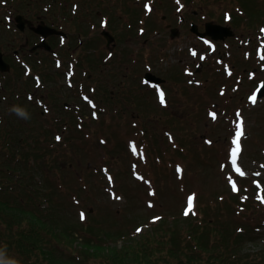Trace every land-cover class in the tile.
I'll return each instance as SVG.
<instances>
[{
	"label": "rangeland",
	"instance_id": "obj_1",
	"mask_svg": "<svg viewBox=\"0 0 264 264\" xmlns=\"http://www.w3.org/2000/svg\"><path fill=\"white\" fill-rule=\"evenodd\" d=\"M72 1L0 0V49L9 53L7 61L12 66L15 65L14 68H17V70L12 72L16 78L9 80L6 79V76H1L0 89L4 82H12L13 84H9V86L12 89H18L16 93H20H18L19 95H13L11 92L1 93V114H11L9 109L15 104L27 108L31 114L30 120L20 119L15 114L12 115L18 121L24 122L22 128L25 137L29 135L38 138L41 144L37 146L38 151L47 152L49 144L55 143V154L48 153L49 158L51 156L57 158L59 149L70 153L67 164L72 163L71 169H61V165L58 163L59 168H55L54 172L51 173L48 171L49 180L52 181L51 187L55 193L54 198L49 199L50 202H54L51 214L55 220L60 218L71 227L72 225L82 224L83 222L81 221L87 216V226L91 224L103 228L109 233H115L119 229H124L126 235L119 238L122 240L119 244L115 243V240L106 239L104 234L100 233L104 246L122 248L124 245L139 240L141 235L154 229L156 225L149 226L140 234L136 235L133 233V229L136 230L137 226H142L145 222L146 215L150 216L151 214H145V204L140 197L136 211L127 215L128 210L123 208L125 200L123 198L118 199V195L120 194L114 195L115 185L123 190L121 183L124 184L125 189L134 197L146 195L155 187L160 201L155 206L153 212L156 216L159 215L164 219L174 216L180 217L183 210L188 208L184 199L188 191L187 183H189V192L192 190L197 193L195 197L198 199V207L200 206L199 200L201 198V200H204L203 206L209 204L212 210L216 204L215 196L219 193H227V191L222 190L227 185V182L232 184L231 188L233 190V184L236 189L237 184L239 187L242 184L241 180H249L253 183V171L259 169V166H253V129L248 130L245 133L247 135L245 136V140L240 142L241 150H245V152L242 153V156L240 155L239 160L235 161V163H233L232 155L235 150L231 149L230 136L231 130L235 126L237 128V125L241 121L243 125L248 126V129L250 128L252 121L249 119L253 116V112L264 111V101L258 105L255 104L256 101L253 103L251 99L256 82L264 80V71L262 69L264 67V59H261V56H264V31H261L264 21L257 18L253 19V16H246L244 11H241L242 6L239 0H183L186 6L181 12L183 18H193V14L200 11V16L205 18V21H213L221 25L227 24L236 28V34L233 39L219 43V48L222 51L231 52L229 61L237 65V70L234 69L235 75L229 76L231 67H225V75L223 70L221 75L218 73L209 75L212 79H222L225 81L224 83H232L226 88L225 93H222V89L218 85L219 83H212L209 87L203 85L197 87L187 86V84L189 85V79H193V76L185 77L183 75L185 67L172 62V58H180L181 53L179 50L188 42L190 34L186 30L181 41L170 43L168 38L170 31L167 29L168 25L171 28L179 27V17L174 14L176 11L182 9L183 5L181 3L177 8L167 10L164 6L168 4L162 5L160 0H156L153 5H149L153 6L151 8H154L156 13L159 12V14L151 13L150 16H145L144 14V11L148 10L145 9V6L147 2H150L149 0H140V3H137L135 0H121L128 6V15L125 19L133 20L136 18L139 21L141 19L150 20L152 17L155 18L157 27L146 28L145 34L125 39L119 37L114 46L115 48H113L115 49L114 51L105 49L102 52H97L96 47L94 49L91 47V39L94 38L92 44L97 46L98 43L101 48H105V43L99 42L102 30L99 20L94 26L96 30L95 36L88 37L84 35L81 40L78 39V48L81 50V53L74 55V49L72 48L75 47L76 40L70 39L68 41L65 50L68 48L72 50L64 52V48L61 49L58 61L56 62L57 68L54 65L50 69L51 62H55V60L49 57L48 52L41 51L30 58L29 56H32L31 52L27 51L25 54L27 73L25 75V69L20 67L16 62L15 56L19 53L18 50L22 44L30 47L26 42L27 39L31 38V32L29 30L25 33L19 32L16 28V17L24 15L27 18H31L38 11L39 14L44 15L49 13L52 16L54 14L55 18H57L65 13L66 8H68V5ZM82 1H84V6L81 8V13L86 16L99 15L100 12L88 14V8L95 1L99 0ZM102 1L104 4H114L111 8V13L120 14L122 12L121 8L116 7H120V4H122L120 0ZM168 1L173 3L174 0ZM173 6L175 7L176 4L173 3ZM247 6L253 7V0L247 3ZM97 9L100 11L101 7L97 6ZM249 13H253V9ZM255 13L254 16H264V0H256ZM234 14L237 15L234 16ZM6 16H8L10 23L6 21ZM94 18H90L92 23ZM230 20L231 22L229 23ZM239 20L243 24L239 26L234 24V22ZM163 21H166L165 24H167L160 26V23L164 24L162 23ZM73 24L74 21L70 26H61L60 28L70 35ZM124 25L128 30L129 24ZM157 30H161L163 33L156 34ZM248 38H250V41H247ZM120 42H126L127 44L124 43L123 47H120ZM226 42L227 44H225ZM50 43L55 46L54 51H59L56 47V39L50 41ZM196 47H199L198 43ZM258 49L261 54L258 53ZM108 53L114 56L110 60H114V58L117 60V63L114 65V73L117 74L118 78H106L105 75L100 76L101 71H104L103 67H91L97 59L107 57ZM64 56H66L65 61L63 60ZM80 57L83 59L82 62H78ZM70 61L75 62L77 71L71 68L68 69V67H74L72 63L68 65ZM163 62L166 67L159 66ZM244 63H248V66L245 67ZM169 64L174 67H168ZM217 68L210 67L214 71ZM244 68H247L248 71H253L254 74H249L240 85L236 80L245 74ZM148 70H152L167 78L168 81L165 84V86L169 87L167 106H162L157 100L153 105L139 100L137 106L148 107L147 114L156 115L145 117L141 120L137 119L138 117L129 111H122V119L119 114L111 113L103 121L104 125L100 128L101 133L96 132L93 128L85 127V131L81 135L83 140L79 141L78 147L77 137L74 135L76 132H73L71 127V122L74 121V128H81L78 120H76L77 118L73 117L75 112L74 104L82 107L88 97L92 96L96 99L101 110H106L107 112L113 107L111 105H116L120 108V103H122L123 107L125 106L124 102L131 103L126 98L134 92L143 95L142 98L151 99L152 96H148L150 93L144 88L147 86L144 85L142 79L144 72ZM53 71L57 72L53 73ZM248 71L246 72L247 74ZM177 72H180L181 77L177 76ZM35 75H40L41 86H38L37 80L36 82L31 80V77ZM98 76H100L98 78L99 82L95 84L93 79H96ZM18 79L26 82L23 83V88H20L19 84L15 82ZM61 83H65V86L61 85ZM83 88L85 90L82 92V99L73 101V97H78ZM112 91H116L118 94H115L114 98L105 99V95H109ZM150 92L154 94L153 90ZM223 95L224 97H221ZM29 96L30 98L28 99ZM242 96H247V99L240 98ZM247 101L249 102V106ZM68 103L70 106H67ZM43 105H46L49 112L47 110L43 111ZM255 105L258 106L253 108ZM63 107H65V110L62 111ZM69 107L70 109H68ZM131 109H133L132 106L129 110ZM241 109H243L242 113ZM165 110L175 115L178 121L172 119L173 124H170L166 117L159 124L160 115L157 114ZM238 113L239 115H237ZM144 114L145 110L139 109L137 111L138 116H143ZM212 114H215V118H213ZM53 118H56V123ZM157 119L159 120L157 121ZM25 122L28 124L26 125ZM136 123H138V126L143 131V134L139 132L140 137H137L136 131L130 129ZM55 132L56 136L54 135ZM88 136L89 138H87ZM57 137H60V139L58 140ZM135 139L141 143H145L147 148L145 154L140 147L137 148L138 152L135 154V158L129 152H121L119 149H114L115 147L121 148L119 146L121 143H129ZM172 140L175 142L174 145L177 146L176 149L171 144ZM206 140L212 146L209 147L203 142ZM100 142L106 144L113 151L107 156L98 155L101 150L97 151L96 148L103 145ZM225 152L229 153L228 170L232 169L234 171L235 167L239 168V173H244V175L238 174L242 178L241 180H237L235 175L229 174L228 170L224 171V169H220V164L226 160L224 156ZM46 168L45 171L48 170ZM176 168H178V171L175 173ZM139 169L142 173L138 172ZM182 170H185L183 180ZM135 173L141 175L139 177L141 178V183L133 179L132 176ZM109 177H111V182L109 181ZM36 183L45 189L46 194H49L44 178L37 177ZM195 184L197 185L194 187ZM244 188L250 192V189ZM193 206L194 203L191 209H193ZM42 209L46 211V202H43ZM206 210L207 208L204 207L202 214L195 219L198 221L205 220L207 228H210L209 224L214 221L215 216L211 210L209 216H207L206 212H204ZM261 212L262 210L256 208L254 217H257ZM82 216L83 219L81 218ZM251 217H253V209L248 219H251ZM21 218L20 216L19 220ZM127 218L133 219L134 225H132V221H127ZM220 219V222H222L223 217H220ZM254 220L253 225L261 223V227L264 229V224L260 218ZM1 221L0 241L3 239V242H7L10 246L11 241L18 240L19 222L17 216H3ZM5 221L7 222L6 224L3 223ZM178 221H168V223L180 225L181 228L183 224L188 226L187 223H178ZM244 221L247 222L246 219ZM63 222L61 224H64ZM241 225L243 223L239 220L238 226ZM187 226L185 227L186 229H188ZM88 231V229L81 227L76 229V237L79 238V242L86 244L90 240L93 242L97 241L94 238L95 235L87 233ZM62 232L60 229L58 234ZM85 237L89 241H85ZM212 237L216 238L220 236L219 234H212ZM30 244L31 248L35 247L34 242ZM53 248L57 249V258L60 259L61 257L59 256L65 247L56 244L50 247L49 250ZM73 249L80 251L81 245L75 244ZM32 250L33 254L30 252V256L33 261L42 259V264H49L48 256L41 257L40 251L37 248H33ZM243 252L249 254L246 256L253 261L252 264H264V246L258 241L244 243ZM76 257L77 260L82 259L80 255L76 254ZM17 259L20 261V264H24L25 259L22 256H19ZM89 263L100 264L98 259L93 258L89 259Z\"/></svg>",
	"mask_w": 264,
	"mask_h": 264
},
{
	"label": "trees",
	"instance_id": "obj_2",
	"mask_svg": "<svg viewBox=\"0 0 264 264\" xmlns=\"http://www.w3.org/2000/svg\"><path fill=\"white\" fill-rule=\"evenodd\" d=\"M17 143L16 128H12L11 131L1 128L0 220L3 216H17L18 240L11 241L10 247L18 244V248L27 259L31 257L30 252L33 254L32 249L37 248L40 256L49 257V264H90V258L98 259L100 264H251L249 259L240 253L242 243L249 238L231 237L230 228L220 222V217H226L228 225H234L231 208L224 210L223 202H220L218 210H215L216 218L209 224L211 229L207 228L205 220L198 221L194 216L180 218L178 223L188 224V226L183 224L182 228L180 225H170L167 221H163L157 239L151 238L155 234L150 233L142 240L124 245L122 248L106 247L100 238L102 233L106 239L115 240L118 244L120 236L117 234L90 229L87 233L95 235L97 241H89L85 237V241L89 242L85 244L84 250L75 251L73 247L77 242L75 235L78 227L76 225L70 227L60 218L55 220L51 208L45 209L46 211L42 209L43 198L49 194L36 184V179L38 176L46 178L40 164L45 157L28 152L22 141L21 152L12 151L11 146ZM48 162L49 159L45 161V165ZM51 162L56 165L54 160ZM18 167L30 174L31 180L28 186L23 184L17 186L14 176L9 173L10 170L15 171ZM49 199L51 198L48 197V201ZM20 216L22 218L19 220ZM186 226L188 229L185 228ZM81 228L87 229L85 226ZM60 229L63 232L58 234ZM212 234H219L220 237L213 238ZM33 242L35 247L31 248L30 243ZM3 243L9 245L7 242ZM56 244L65 247L59 256L60 259L57 258V249L49 250ZM76 254L82 259L77 260Z\"/></svg>",
	"mask_w": 264,
	"mask_h": 264
},
{
	"label": "flooded vegetation",
	"instance_id": "obj_3",
	"mask_svg": "<svg viewBox=\"0 0 264 264\" xmlns=\"http://www.w3.org/2000/svg\"><path fill=\"white\" fill-rule=\"evenodd\" d=\"M199 16H198V15ZM200 14L201 12H196L193 15V18L190 19H185L184 21H189V22H196L198 23L199 26L201 27H206L207 26V21L204 22L200 19ZM234 30H236L235 26H233ZM204 31V30H202ZM168 67H171L170 65H168ZM262 125H264V121H261L259 123H257V126L261 127ZM255 131L260 132L261 130H257L255 129ZM264 133V132H263ZM261 138L259 140H256L257 142L254 144L253 146V166H260L261 168V174L264 178V150H262V148H264V134L261 133ZM261 196L264 197V182H261V188L259 190Z\"/></svg>",
	"mask_w": 264,
	"mask_h": 264
},
{
	"label": "clouds",
	"instance_id": "obj_4",
	"mask_svg": "<svg viewBox=\"0 0 264 264\" xmlns=\"http://www.w3.org/2000/svg\"><path fill=\"white\" fill-rule=\"evenodd\" d=\"M261 31H264V25L261 26ZM9 112L24 120L31 119V114L29 113L27 108L21 105L11 106ZM0 264H20V261L18 259L8 255L7 245L0 247Z\"/></svg>",
	"mask_w": 264,
	"mask_h": 264
},
{
	"label": "snow or ice",
	"instance_id": "obj_5",
	"mask_svg": "<svg viewBox=\"0 0 264 264\" xmlns=\"http://www.w3.org/2000/svg\"><path fill=\"white\" fill-rule=\"evenodd\" d=\"M177 2H179V0H177ZM149 11H151V9L149 8L148 9ZM193 55H196L195 52L192 53ZM261 59H264V56H261ZM59 66V65H58ZM231 74V73H229ZM71 86V85H70ZM85 99H87V97H85ZM252 102L255 103V97L253 96L252 98ZM160 102L163 104L164 103V94L163 92L160 93ZM93 107H95V105H93ZM95 115V113H94ZM213 115V118H215V114H212ZM239 115V113L237 114ZM237 128H238V131H237V134H236V140H235V144H236V150L233 152V163H235V158H236V154L239 152L240 150V146H239V139L240 137L243 135V122L241 121L240 124L237 125ZM57 139L59 140L60 137H57ZM237 171H240V169H237ZM241 175H244L243 172H240ZM109 181L111 182V177H109ZM233 188L235 190V185L233 184ZM261 202L264 203V198L261 199ZM192 205H193V198H190L189 201H188V207L189 209L192 208ZM188 213L185 212V215H187ZM83 219V216L81 217ZM139 231V229L137 230Z\"/></svg>",
	"mask_w": 264,
	"mask_h": 264
},
{
	"label": "water",
	"instance_id": "obj_6",
	"mask_svg": "<svg viewBox=\"0 0 264 264\" xmlns=\"http://www.w3.org/2000/svg\"><path fill=\"white\" fill-rule=\"evenodd\" d=\"M10 68L7 66V65H3L1 62H0V70H9ZM263 94H264V90H263V92L261 93V96H263Z\"/></svg>",
	"mask_w": 264,
	"mask_h": 264
},
{
	"label": "bare ground",
	"instance_id": "obj_7",
	"mask_svg": "<svg viewBox=\"0 0 264 264\" xmlns=\"http://www.w3.org/2000/svg\"><path fill=\"white\" fill-rule=\"evenodd\" d=\"M153 12V11H152Z\"/></svg>",
	"mask_w": 264,
	"mask_h": 264
}]
</instances>
